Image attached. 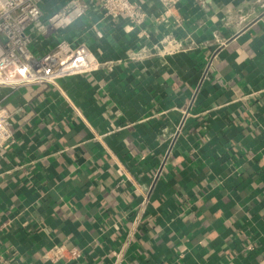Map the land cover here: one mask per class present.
Masks as SVG:
<instances>
[{"label":"crops","instance_id":"obj_1","mask_svg":"<svg viewBox=\"0 0 264 264\" xmlns=\"http://www.w3.org/2000/svg\"><path fill=\"white\" fill-rule=\"evenodd\" d=\"M138 2L147 35L94 7L30 28L36 53L63 38L123 61L0 90L29 113L0 148V264L60 244L83 257L55 264H264V0Z\"/></svg>","mask_w":264,"mask_h":264},{"label":"built area","instance_id":"obj_2","mask_svg":"<svg viewBox=\"0 0 264 264\" xmlns=\"http://www.w3.org/2000/svg\"><path fill=\"white\" fill-rule=\"evenodd\" d=\"M41 1L0 0V90H30L35 86L49 89L71 75L98 69L111 73L123 61H100L85 43H72L63 38L48 51L36 53L32 48L34 38L29 32L32 27L44 34H48L49 30L58 33L72 26L94 7L104 17L125 21L131 28L139 29V36L147 35L141 28L147 13L138 0H69L50 11L43 9ZM159 1L165 8L164 17H167L181 0ZM151 53L150 47H144L140 51L130 50L128 57L139 59ZM16 116L26 120L29 113L23 106H11L0 98V148L12 141ZM82 257L81 249L68 248L63 244L54 245L45 253V259L54 264Z\"/></svg>","mask_w":264,"mask_h":264}]
</instances>
